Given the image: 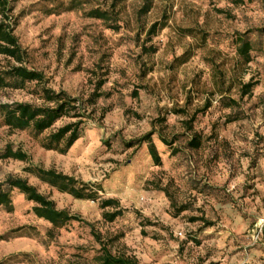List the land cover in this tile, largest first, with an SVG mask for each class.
I'll list each match as a JSON object with an SVG mask.
<instances>
[{
	"label": "rangeland",
	"instance_id": "374dc122",
	"mask_svg": "<svg viewBox=\"0 0 264 264\" xmlns=\"http://www.w3.org/2000/svg\"><path fill=\"white\" fill-rule=\"evenodd\" d=\"M82 1L64 11L69 0H16L15 32L27 65L44 72L54 89L86 98L97 80H106L96 120L65 154L41 147L48 132L36 137L0 126V152L9 143L29 155L28 162L0 158V183L26 178L90 225L71 222L51 235V224L14 189L0 208V261L97 264L105 243L140 264H264V0H152L141 18L144 0H125L117 29L85 13L112 0ZM163 16L167 27L147 43L156 52L142 54V30ZM243 34L254 43L247 64L236 54L235 38ZM186 51L190 57L179 64ZM5 63L0 55V66ZM249 81L256 85L241 98L239 86ZM228 98L238 104L226 107ZM13 101L42 102L26 89H0V103ZM207 102L211 107L189 130L182 120ZM171 108L188 113L167 114ZM152 130L160 165L147 143L130 146ZM194 133L198 148L187 146ZM29 165L99 183L103 191L97 200L76 199L25 172ZM106 198L124 208L113 221L102 216Z\"/></svg>",
	"mask_w": 264,
	"mask_h": 264
},
{
	"label": "trees",
	"instance_id": "16d2710c",
	"mask_svg": "<svg viewBox=\"0 0 264 264\" xmlns=\"http://www.w3.org/2000/svg\"><path fill=\"white\" fill-rule=\"evenodd\" d=\"M16 0H0V55L6 60L5 65L0 66V89L27 90L30 94L37 96L42 102L35 104L26 101H13L0 103V126H5L9 132L30 130L34 136L38 137L48 132L40 140V145L46 150L57 151L65 154L74 143L81 137L84 126L89 120H96L95 106L98 100L107 95L102 91L105 79L96 81L93 91L86 97L74 96L64 89L56 90L49 85V78L44 72L31 68L27 65L28 53L21 45L19 37L16 34V28L19 24L21 14L15 12ZM125 0H112L111 4L105 8L93 7L87 10L86 16L99 19L106 23L108 28L117 29L116 23L119 21L120 11L118 6ZM231 3H239L242 0H229ZM83 4L82 0H69L64 6V11L74 10ZM63 7V6H62ZM152 8V0H144L143 5L138 10V17L146 15ZM167 16L153 22L146 30H142L145 38L141 44L142 54H151L156 52V48L147 43L151 42L161 30L167 27ZM188 35H193L192 30H187ZM236 54L247 64L251 61V51L254 49L253 42L247 38V34L238 35L235 38ZM188 51L176 58L179 64H183L190 57ZM255 82L249 81L241 83L239 95L241 98L247 96ZM229 89V88H228ZM137 93L135 94V96ZM225 101L221 96L220 103ZM238 104L234 98H228L225 102L226 107ZM211 107L207 102L204 108L196 110L189 119L182 120L189 130H192L191 124L200 112H205ZM104 113L98 117L101 120ZM188 111L185 108H171L167 114L186 115ZM67 121L55 127L59 121ZM154 130L146 133L142 138L133 142L130 146L147 143L149 154L155 165H160L162 160L156 144L152 140ZM161 141L169 146L174 141L168 140L160 135ZM200 139L197 133L190 136L187 146L198 148ZM2 159H15L28 162L29 155L20 148L14 149L7 143L0 152ZM23 170L39 181L46 183L59 192L67 193L76 199L97 200L100 198V192L103 187L99 183L85 182L73 175H68L57 171L54 168L46 169L40 166L29 165ZM17 189L27 200L33 203V212L38 217L51 224L49 233L54 235L57 231L71 222H79L90 225L84 218L67 209H59L54 200L41 193L36 186L30 184L26 178L18 176H9L4 182L0 183V208L7 206L10 202L11 192ZM100 207L103 209L102 216L107 221H113L124 213L120 201L116 198H106L100 200ZM113 207L112 211L106 210ZM182 208L181 210H183ZM97 235V234H95ZM100 241V239H99ZM97 264H140L138 259L132 255L114 254L109 247L103 243ZM0 264L5 262L0 261ZM83 264V263H75Z\"/></svg>",
	"mask_w": 264,
	"mask_h": 264
}]
</instances>
